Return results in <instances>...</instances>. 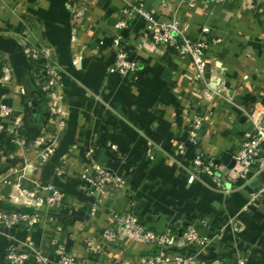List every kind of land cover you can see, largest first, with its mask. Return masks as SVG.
<instances>
[{"label":"crops","instance_id":"crops-1","mask_svg":"<svg viewBox=\"0 0 264 264\" xmlns=\"http://www.w3.org/2000/svg\"><path fill=\"white\" fill-rule=\"evenodd\" d=\"M124 6V0H0V103L12 108L0 120V208L30 211L21 194L35 183L64 193L60 206L40 211L33 229L16 228L12 237L0 232V264H8L9 245L32 241L49 252L54 237L83 264H138L154 248L128 233L114 243L103 236L112 210L132 209V202L141 223L155 231L206 220L200 229L214 238L208 259L264 264V193L252 199L261 177L253 165L247 182L230 180L234 156L253 130L245 112L264 114V0L200 1L194 8L187 0H144L157 18H178L190 38L209 28L203 78L190 57L143 46L140 16L117 30ZM118 33L139 64L124 77L108 72ZM33 45L50 48L62 70L49 92L27 56ZM197 114L203 126L192 142ZM196 155L213 160L227 191L206 174L189 179ZM93 163L125 178L126 189L91 194L83 174Z\"/></svg>","mask_w":264,"mask_h":264},{"label":"built area","instance_id":"built-area-1","mask_svg":"<svg viewBox=\"0 0 264 264\" xmlns=\"http://www.w3.org/2000/svg\"><path fill=\"white\" fill-rule=\"evenodd\" d=\"M200 1L224 4L233 3L236 0H187V3L190 8H194ZM124 2L125 6L114 22V27L117 30L127 28L135 16H140L146 24V33L142 40L143 46L163 45L173 48L179 55L190 57L199 76L203 78L207 68L204 54L211 43L208 38V27L202 28V35L199 38H190L184 28L181 27L178 18L173 17L170 20L157 18L144 7V0L135 2L124 0ZM119 34L114 40L116 58L108 72L124 77L136 72L139 69V64L131 58L130 53L123 45V38ZM219 41L217 39L213 42ZM26 53L28 58L37 62L41 69L40 75L44 79L42 89L49 92L58 87L62 70L55 62L52 50L45 46L33 45L26 49ZM11 113L12 108L10 106L0 103V120ZM245 113L252 120L253 130L244 137L241 147L234 156L237 168L235 178H230V180L235 182L237 178H241L247 182L252 172L251 167L255 165V176L261 177L260 187L252 195V199H255L264 193V114L261 111L257 114ZM202 126L203 118L199 114L195 115L189 131L192 142L199 139ZM12 134L17 137L16 132ZM52 150L49 149L47 153L52 152ZM178 151L181 153L185 151L183 143L178 145ZM188 171L190 180L199 179L203 174H206L216 187L227 191L224 182L217 174L218 168L212 159L196 155ZM83 176L90 193L98 197L126 189L125 178L97 163L86 167ZM21 196L24 197L23 203L31 209L30 211L0 208V232L7 233L9 237H12L11 232L16 228L33 229L40 222L42 209L46 207L56 208L64 200V193L50 183H35L29 188L23 189ZM15 200L19 201V198ZM134 204V202L131 203L132 209L112 210L111 225L104 230L103 236L108 242L114 243L120 234L128 233L154 248V253L138 264H228L221 257L208 259V248L214 238L200 229V225L207 226L206 220H200L199 223L195 220L187 221L178 232L173 230L155 231L141 223L133 211ZM20 244V246L9 245L5 256L8 264H30L32 261L37 264H83L81 260L68 251L65 244L57 237L49 240V252H44L32 241L21 242ZM176 250L183 251V253L175 252ZM237 264H245V261L239 259Z\"/></svg>","mask_w":264,"mask_h":264},{"label":"trees","instance_id":"trees-1","mask_svg":"<svg viewBox=\"0 0 264 264\" xmlns=\"http://www.w3.org/2000/svg\"><path fill=\"white\" fill-rule=\"evenodd\" d=\"M31 61H32V63H34V64H35V66H36V70L40 71V70H39V68H38V63H37V62H35V61H34V60H32V59H31ZM41 79H42V81L44 80L42 77H41ZM6 208H8V207H6ZM9 209H12V208H9Z\"/></svg>","mask_w":264,"mask_h":264},{"label":"water","instance_id":"water-1","mask_svg":"<svg viewBox=\"0 0 264 264\" xmlns=\"http://www.w3.org/2000/svg\"><path fill=\"white\" fill-rule=\"evenodd\" d=\"M126 31V30H125ZM255 180H253L252 184L254 183Z\"/></svg>","mask_w":264,"mask_h":264}]
</instances>
